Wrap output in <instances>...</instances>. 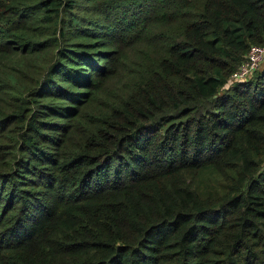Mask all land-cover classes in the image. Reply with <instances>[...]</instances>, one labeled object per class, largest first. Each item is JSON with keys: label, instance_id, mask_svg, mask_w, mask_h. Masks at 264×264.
Here are the masks:
<instances>
[{"label": "trees", "instance_id": "1", "mask_svg": "<svg viewBox=\"0 0 264 264\" xmlns=\"http://www.w3.org/2000/svg\"><path fill=\"white\" fill-rule=\"evenodd\" d=\"M254 45L264 0H0V264H264Z\"/></svg>", "mask_w": 264, "mask_h": 264}, {"label": "built area", "instance_id": "2", "mask_svg": "<svg viewBox=\"0 0 264 264\" xmlns=\"http://www.w3.org/2000/svg\"><path fill=\"white\" fill-rule=\"evenodd\" d=\"M264 61V45H254L249 48L237 70L231 75L232 80L250 77Z\"/></svg>", "mask_w": 264, "mask_h": 264}, {"label": "rangeland", "instance_id": "3", "mask_svg": "<svg viewBox=\"0 0 264 264\" xmlns=\"http://www.w3.org/2000/svg\"><path fill=\"white\" fill-rule=\"evenodd\" d=\"M90 15V14H89ZM264 65V61L261 63V65L260 66H263Z\"/></svg>", "mask_w": 264, "mask_h": 264}]
</instances>
